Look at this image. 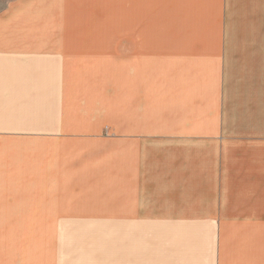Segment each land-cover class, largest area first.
<instances>
[{"label":"crops","instance_id":"obj_1","mask_svg":"<svg viewBox=\"0 0 264 264\" xmlns=\"http://www.w3.org/2000/svg\"><path fill=\"white\" fill-rule=\"evenodd\" d=\"M0 264H264V0H0Z\"/></svg>","mask_w":264,"mask_h":264}]
</instances>
